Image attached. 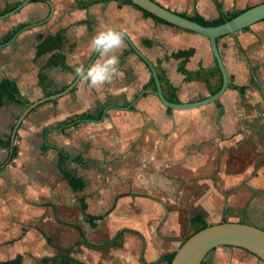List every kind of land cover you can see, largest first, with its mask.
Here are the masks:
<instances>
[{
  "label": "crops",
  "instance_id": "1",
  "mask_svg": "<svg viewBox=\"0 0 264 264\" xmlns=\"http://www.w3.org/2000/svg\"><path fill=\"white\" fill-rule=\"evenodd\" d=\"M23 1L0 0V13ZM48 1L53 9L49 18L45 2L28 0L16 13L0 19V45L6 43L3 41L7 36L18 32L19 26L40 23L0 48V78L15 82L27 102L15 105L5 101L0 108V157L7 154L0 168L5 163L16 164L17 184L24 187L23 193L31 195L24 196L38 203L42 194L36 191L48 190L50 199L43 204L50 207L61 202L65 190L79 194L77 198L84 197L90 210L86 213L103 217L95 222L96 226L105 222L117 226L112 237H124V250L111 264H139L130 249L131 237H179L170 226L180 225L181 216L184 223L197 227L200 225L191 223L194 217L208 225L232 222L258 227L252 217L244 220L242 213L240 217L234 214L246 208L248 193L245 191L246 198L239 199L242 203L238 207L233 193H241L242 181L236 180L241 174L229 161L233 156L241 157L243 149L247 153L245 147L264 148V65L257 63L256 56L258 49L264 52V21L217 40L229 85L215 103L168 110L150 93L155 91L150 72L124 40L117 51L122 79L91 92L79 81L69 93L23 115L30 104L62 91L74 79L60 68H49L42 86L38 72L48 56L33 58L36 36L47 37L63 28L66 63L73 69L85 65L92 55L90 39L107 27H115L129 37L156 71H161L175 88L180 103L200 101L216 93L220 86L221 75L209 41L201 35L157 22L114 0H95L98 2L85 9L78 2L88 0ZM152 1L178 15L197 14L212 19L219 13L243 11L255 0H216L220 9L213 0ZM179 51L191 52L185 59L175 55ZM181 67L193 76L186 79ZM143 91L148 93L141 95ZM84 115L91 119L82 118ZM55 126L66 135L57 143L49 137ZM20 133L23 139L18 147L15 138ZM2 135L7 139L3 140ZM13 147L17 150L11 159ZM60 151L68 156L66 168L84 179L83 191L73 192L59 172ZM51 162L55 172L46 170ZM86 197L102 200L94 210ZM119 198L120 203L115 205ZM175 252L155 255L149 251L141 264H166L164 256ZM257 260L242 249L224 246L211 251L203 264H264Z\"/></svg>",
  "mask_w": 264,
  "mask_h": 264
},
{
  "label": "rangeland",
  "instance_id": "2",
  "mask_svg": "<svg viewBox=\"0 0 264 264\" xmlns=\"http://www.w3.org/2000/svg\"><path fill=\"white\" fill-rule=\"evenodd\" d=\"M262 2L264 0H255L246 6ZM262 36L264 37V33ZM256 56L257 63L264 65V52L258 49ZM51 128L56 129L50 133L51 141L57 143L58 138L66 136L58 130V126ZM22 135L20 133L15 138L18 139L15 140L18 147L20 140L23 139ZM2 139L6 140L7 135H2ZM245 148L247 153L243 149L241 157L233 156L232 161H229L230 165L236 168L237 173L241 174V178H236L237 181H242L241 193H233L238 207L242 203L239 199L242 196L246 198L245 191L248 193L246 208L234 211V214L240 217L242 213L241 217L244 220L250 216L253 218L251 221L258 224V228L264 229V148ZM6 158L7 154L0 157V165L6 161ZM68 166L72 165L68 164ZM50 169L55 172L52 162L46 165V170ZM18 172L15 163L12 166L5 163L0 168V264L18 258L19 264H111L113 260L119 259V253L124 250L122 248L124 237H112L119 227L108 226L106 222V224L99 223L94 228L88 226L82 218L76 201L79 194H71L68 190L62 191L61 202L56 207L54 199V207L43 204L50 199L49 191L45 189H42V192L41 189L36 191V193L40 192L42 197L41 200L39 199L40 202L34 203L24 196L31 197L30 194L23 193L24 187L18 186ZM101 200L88 199L87 202H89V207L92 206L95 210ZM119 201L120 198L117 199L115 205L120 203ZM86 212L90 210L87 209ZM179 222L180 225L170 226L171 231L179 233V237H131L130 249L134 251L137 262L145 263L147 259L145 255L149 251L155 255L166 251L175 252L194 229L200 227L184 223L182 216ZM63 223L78 226L89 243L101 246V248L98 250L88 248L77 231ZM208 255L209 253L203 259L202 264ZM257 261L260 263V260Z\"/></svg>",
  "mask_w": 264,
  "mask_h": 264
},
{
  "label": "water",
  "instance_id": "3",
  "mask_svg": "<svg viewBox=\"0 0 264 264\" xmlns=\"http://www.w3.org/2000/svg\"><path fill=\"white\" fill-rule=\"evenodd\" d=\"M45 2L49 7V18L53 12L52 5L48 0H42ZM133 5L139 7L140 9L150 13L151 15L163 20L164 22L183 29L185 31H189L198 35H201L208 39L210 50L213 54L214 60L216 62L217 68L221 75V86L219 90L196 102L192 103H170L168 102L162 93L160 81L158 79V74L154 65L135 47L129 37L124 34V40L130 47L131 51L147 66L151 78L154 83L155 91H152L153 95H155L160 103L170 110H186L192 108H198L205 106L207 104L215 103L224 91L227 89L229 85V77L223 65L222 59L220 57L218 47H217V40L235 34L241 30L248 28L249 26L264 21V2L259 3L257 5L251 6L244 10L243 12L239 13L237 16L233 17L232 19L224 22L223 24L217 26H210L204 27L201 26L193 21H190L164 7L155 3L152 0H129ZM28 3V0L23 1L20 5L15 7L13 10L5 13L4 15L0 16V19L7 18L18 10H20L24 5ZM40 24V23H38ZM37 23L28 25L18 32L14 34V36L5 44H1L0 48L11 44L14 42L17 35L27 29L35 27L38 25ZM97 55L92 53L87 63L84 65L87 67L88 65L92 64L96 59ZM79 78H74L72 82L67 85L62 91L45 97L41 100L36 101L33 104H30L25 113L31 111L37 105L47 102L56 100L65 94L69 93L79 82ZM143 93H148V91H143ZM140 95V96H141ZM22 120V117L18 120L17 124L15 125L14 129L12 130L11 137L14 138L15 132L17 129V125ZM235 247L242 249L251 255L255 256L257 259L264 263V229H260L253 225H248L244 223H232V222H223L220 224L209 225L208 227L197 231L196 233L192 234L188 237L179 247V249L175 252L172 261L170 264H201L205 256L213 251L218 247Z\"/></svg>",
  "mask_w": 264,
  "mask_h": 264
},
{
  "label": "trees",
  "instance_id": "4",
  "mask_svg": "<svg viewBox=\"0 0 264 264\" xmlns=\"http://www.w3.org/2000/svg\"><path fill=\"white\" fill-rule=\"evenodd\" d=\"M101 1L106 2L109 0H101ZM114 1H116L120 4L130 5L133 8L141 11L145 17H149V18L154 19L160 23L168 24V23L164 22L163 20H161V19L151 15L150 13L140 9L139 7L133 5L129 0H114ZM213 1L215 3L216 7L218 9H220V6L217 3V1L216 0H213ZM96 2H98V1L88 0L86 2H80V3L78 2V6L85 9V8L95 4ZM18 5L19 4L15 5L12 8L5 10L2 13H0V16L11 11V10H13ZM243 11L236 12V13H233L230 15H225L223 13H219L216 18H212V19H204L197 14L192 16V17H188L186 15H181V14H180V16H182V17H184L190 21H193V22H195L201 26L210 27V26H217V25L223 24L224 22L232 19L233 17L237 16L239 13H241ZM23 27H24L23 25L19 26L18 29H16V31L20 30ZM246 29H248V28H246ZM65 32H66V29L63 28V29L57 30L54 34H51L47 37H43L42 35H37L35 38L36 39V45H35L36 51L33 55L34 56L33 58L36 59V58H40L42 56H46V55L48 56L45 64L40 68V70L38 72V80L42 84V86H45V80L47 79V75L45 74V71L49 68H60L61 70L69 72V73L73 72V68L70 67L66 63V57H65V51H64ZM13 35L14 34L12 33L9 36H7L3 42L4 43L8 42ZM190 52L191 51H179L175 55H183L184 58L186 59V57L189 56ZM216 70L219 72L218 68H216ZM180 72L185 76L186 79H190L193 76L192 73H188V72L184 71L183 67L180 68ZM157 74H158V79L160 81L161 90H162L164 98L170 103H174V104L180 103L178 98L176 97L175 88L172 87L171 84L165 78H163V74L161 73V71H157ZM219 82H220V86H221V77H220ZM150 83L154 87V83H153L152 79H151ZM220 86H219V88H220ZM240 90H241V88H240ZM47 95L49 96L50 94H47ZM5 101L10 102V103L15 104V105L27 104V102L25 100H23L22 97L20 96L15 82H13L12 80H10L6 77H1L0 78V108L4 105ZM100 116H101V114H100ZM82 118L87 119V120L91 119L87 115H84ZM2 144L3 143L0 139V145H2ZM16 150H17L16 147H13L11 159H13L16 156ZM67 158H68V156L64 152L60 151L58 161H57V168H58L59 172L63 175L64 179L66 180L69 187L73 190V192H81L85 189V181L82 177H80L78 175V173L76 171L69 170L66 168ZM76 201L79 205V208H80L84 222L87 223L92 228L95 227L96 226L95 222L101 220L103 217L102 216H90L86 213L87 204L85 203L84 197H79V198H77ZM56 220L58 221V219H56ZM191 223H197L200 225V227L194 233H196L197 231L204 229V228L209 226L207 223L202 221V219L200 217L192 218ZM70 226L73 227L78 232L82 242L88 248L94 249V250H98L101 248V246L89 243L85 239L83 233L81 232V230L77 226H74V225H70ZM174 254L175 253L168 254V255L164 256V260H165L166 264H170V262L173 259ZM4 264H19V258L14 259L10 262H6ZM79 264H84V263H79ZM201 264H202V262H201Z\"/></svg>",
  "mask_w": 264,
  "mask_h": 264
},
{
  "label": "clouds",
  "instance_id": "5",
  "mask_svg": "<svg viewBox=\"0 0 264 264\" xmlns=\"http://www.w3.org/2000/svg\"><path fill=\"white\" fill-rule=\"evenodd\" d=\"M124 45V34L115 27H107L96 33L89 42V48L98 59L85 67L75 66L71 75L79 78L88 90H98L105 85H111L122 79L123 72L120 69V59L117 51Z\"/></svg>",
  "mask_w": 264,
  "mask_h": 264
}]
</instances>
